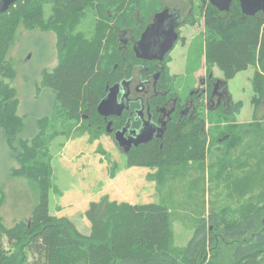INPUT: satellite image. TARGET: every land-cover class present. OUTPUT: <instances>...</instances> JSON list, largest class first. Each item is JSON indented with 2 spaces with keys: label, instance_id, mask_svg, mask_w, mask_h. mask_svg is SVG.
Here are the masks:
<instances>
[{
  "label": "trees",
  "instance_id": "1",
  "mask_svg": "<svg viewBox=\"0 0 264 264\" xmlns=\"http://www.w3.org/2000/svg\"><path fill=\"white\" fill-rule=\"evenodd\" d=\"M188 1L193 12L187 23L201 20L203 24L198 49L196 43L191 44L196 50L195 58L190 56L187 61L188 68L204 55L207 71L216 67L226 83L253 66L251 102L256 110L264 102V10L248 15L238 0L232 1L228 12L216 9L208 0ZM160 2L18 0L0 13V128L19 164L12 173L25 177L37 193L29 221L7 228L0 218V264H219L223 246L231 249L232 264L264 263V125L256 119L237 123L236 110L217 109L222 111L217 116L226 122L218 137H225L216 138L214 144L222 148L206 169V144L214 141L204 135V125L208 118L212 120L213 111L198 113L196 120L186 124H173L161 146L144 145L126 152L127 167L155 168V179L161 184L170 177L185 178L177 194L184 195L186 201L179 202V207L169 209L163 202H91L85 211L90 222L88 234H82L68 217L49 213L52 169L46 128L55 121H71L78 124L77 134L88 130L97 136L103 132L96 106L105 95L104 87L129 77L137 63L132 54H125L127 61L122 59L110 25H143ZM46 4L50 5L48 17ZM89 14L93 20L87 33L80 26ZM20 26L53 31L58 46L56 65L41 74L42 86L50 91L52 109L34 119L27 136L26 121L17 114L15 90L4 81L14 76L6 57ZM192 170L196 172L193 175ZM204 170L213 197L219 195L216 190L221 184L230 200L238 202L228 209L233 219L221 226V212L200 218L204 200L198 201L191 190L203 180ZM2 201L0 195V204ZM182 208L195 227L187 245L177 250L172 247L171 212ZM4 236L8 247L3 245ZM208 251L212 258L206 262Z\"/></svg>",
  "mask_w": 264,
  "mask_h": 264
},
{
  "label": "rangeland",
  "instance_id": "2",
  "mask_svg": "<svg viewBox=\"0 0 264 264\" xmlns=\"http://www.w3.org/2000/svg\"><path fill=\"white\" fill-rule=\"evenodd\" d=\"M161 1L163 3L164 0ZM177 5L175 4L176 7ZM49 7V4L44 6L45 17H48L50 13ZM92 20L93 17L89 14L83 20L80 29H84L87 33L90 32L88 29L91 27ZM202 30L201 20L193 26L187 25L181 29L185 44L177 43L169 53L172 70L182 72L187 47L189 43L190 46L196 43L198 49L202 40L200 36ZM190 46L191 58H195L196 47L192 49ZM6 58L12 66L14 76L4 81L15 90V97L18 100L17 114L26 121L28 128L25 136H27L32 132L34 119L49 113L52 109V101L49 99L50 91L42 86L41 74L45 70H51L58 61L55 33L50 30H31L20 26ZM193 64V68L197 70L195 75L203 76L204 68H206L204 55L200 56L198 64L196 62ZM211 71L215 77L222 79V73L216 67H213ZM253 71L254 67L250 66L226 82L225 86L230 95V106L227 110H236L234 117L237 123H251L256 119L264 125V102L256 110L251 102L254 96L251 87ZM181 78L179 76V82ZM213 112L212 120L208 118L204 125V135L208 134V139L214 141L213 144H206L204 169L211 164L212 160L215 161L214 155L222 148L221 144L217 147L214 144L216 138L220 141L225 137H218L226 123L217 116L222 111ZM46 130L47 149L51 156L52 169L49 213L57 217H68L82 234L90 232V222L85 216V211L91 202H100L104 199L131 204L163 202L167 208L172 209L179 207V202L186 201L184 195L178 196L177 194V191H181L185 178L170 177L162 180L161 184L155 179V168L127 167L126 153L104 131L97 136H92L93 133L88 130L77 134L78 124L71 121L64 123L55 121L50 123ZM52 132H55L54 136H51ZM28 139L30 140V137ZM18 167L19 164L5 143L0 128V195L3 197L0 204V218L7 228H11L18 222L29 221L32 209L37 202V193L32 184L25 177L12 173L13 169ZM192 171V175L196 173ZM204 172L203 180L191 190L198 201L204 200L205 210L200 212V218L205 219L210 212H221L219 215L221 221L218 222L221 226L223 222L233 219L228 209L233 204L236 206L238 202L235 199L230 200L221 184L216 190L219 195L217 198L213 197L207 190L211 184L207 170ZM214 192L215 188H213ZM222 207H226V210L219 211ZM171 220L172 247L177 250L183 249L192 237L195 222L192 224L183 208L172 211ZM2 242L5 247H8L5 236ZM230 251L231 249L227 246L219 249V264H232L229 257ZM211 258V252L208 251L205 261H210Z\"/></svg>",
  "mask_w": 264,
  "mask_h": 264
},
{
  "label": "flooded vegetation",
  "instance_id": "3",
  "mask_svg": "<svg viewBox=\"0 0 264 264\" xmlns=\"http://www.w3.org/2000/svg\"><path fill=\"white\" fill-rule=\"evenodd\" d=\"M160 3L161 6L150 14L143 25H110L116 35L122 59L126 60L125 54H132L137 63L132 65L129 77H121L104 87L105 95L110 90L109 87L114 88L112 91L115 92L116 102L120 106L109 107L107 111L114 109L116 114L106 118L98 115L102 119L104 133L110 135L118 146L115 133L119 131V135L131 143L130 150L158 143L161 146L167 129L173 124H186L190 120H196L201 112L205 114L217 109L228 112L230 106V95L222 79L215 77L206 68L204 75L200 77L195 75L196 69L188 68L190 43L182 72L172 70L169 53L177 43L185 44L181 29L191 25L187 20H190L193 11L192 7L185 10L175 5L166 6L162 1ZM163 10H167L171 16L161 19L159 17L152 25L154 15ZM259 10H252L251 14L243 12L253 15ZM149 25L152 26L145 32ZM173 28L177 39L173 47L163 54L165 47L175 36ZM179 76L182 77L180 82ZM108 122L110 125L107 131ZM135 143H138L137 146Z\"/></svg>",
  "mask_w": 264,
  "mask_h": 264
},
{
  "label": "water",
  "instance_id": "4",
  "mask_svg": "<svg viewBox=\"0 0 264 264\" xmlns=\"http://www.w3.org/2000/svg\"><path fill=\"white\" fill-rule=\"evenodd\" d=\"M17 1L18 0H0V13L5 12L10 6L14 5ZM208 1L210 2L212 6H214L216 9L220 11H228L230 8V4L232 2V0H208ZM238 1H239L242 11H246L248 14H251L252 10H259V9L264 10V0H238ZM170 16L171 14L167 10L158 12L154 15V21L152 25L155 24L156 20L158 21L159 17L161 19V17L166 18ZM162 21H164V19ZM152 25H149L146 28L145 32ZM172 31L175 33V36L169 41L168 46L165 47L163 51V54L173 47L177 39V35H176L174 28L172 29ZM114 86L116 87V85ZM109 89L110 90L108 91V93L98 102L96 106L97 113L102 115L104 118H106L107 116L111 114H116V111L114 109L107 111L109 107L115 108V107L120 106V104H117L116 102L115 92L112 91V89L114 88L109 87ZM109 125H110V122L107 123V128H106L107 131L109 130L108 129ZM115 141L117 142L118 146L123 150V152L126 153L130 150L131 143L129 141H126V139L122 138L119 135V131L115 133ZM137 144L138 143H135V146H137Z\"/></svg>",
  "mask_w": 264,
  "mask_h": 264
},
{
  "label": "crops",
  "instance_id": "5",
  "mask_svg": "<svg viewBox=\"0 0 264 264\" xmlns=\"http://www.w3.org/2000/svg\"><path fill=\"white\" fill-rule=\"evenodd\" d=\"M163 2L166 6H173L175 4H178L177 7L180 9H188L191 7L190 2L188 0H164Z\"/></svg>",
  "mask_w": 264,
  "mask_h": 264
}]
</instances>
